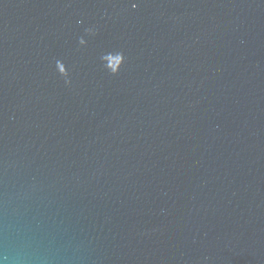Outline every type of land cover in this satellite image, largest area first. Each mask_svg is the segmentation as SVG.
I'll use <instances>...</instances> for the list:
<instances>
[{"label":"water","instance_id":"95a60500","mask_svg":"<svg viewBox=\"0 0 264 264\" xmlns=\"http://www.w3.org/2000/svg\"><path fill=\"white\" fill-rule=\"evenodd\" d=\"M0 264H264V0H0Z\"/></svg>","mask_w":264,"mask_h":264}]
</instances>
